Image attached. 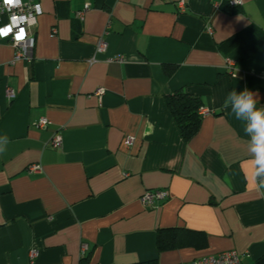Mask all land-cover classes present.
I'll list each match as a JSON object with an SVG mask.
<instances>
[{
    "label": "crops",
    "instance_id": "0c3cea01",
    "mask_svg": "<svg viewBox=\"0 0 264 264\" xmlns=\"http://www.w3.org/2000/svg\"><path fill=\"white\" fill-rule=\"evenodd\" d=\"M35 1L43 13L33 60L12 62V42L0 39V136L9 138L0 264H186L232 249L256 264L264 189L252 180L242 122L223 102L248 89L264 106V47L246 57L220 44L250 26L264 31V0ZM117 56L125 61H109ZM165 64L177 66L173 75ZM179 89L210 110L189 141L165 100ZM41 118L50 124L39 127ZM149 189L168 197L144 206ZM170 227L202 232L206 243L159 252L157 232Z\"/></svg>",
    "mask_w": 264,
    "mask_h": 264
},
{
    "label": "built area",
    "instance_id": "2783aa9c",
    "mask_svg": "<svg viewBox=\"0 0 264 264\" xmlns=\"http://www.w3.org/2000/svg\"><path fill=\"white\" fill-rule=\"evenodd\" d=\"M215 6H219L218 0H213ZM231 8H236L242 4L241 0H227ZM89 4H86L85 10H88ZM180 9L183 11L186 7L184 1L179 3ZM43 13L42 5L35 0H0V39L12 42L16 54L12 62L33 60V49L36 44V35L34 28L37 26L38 18ZM83 12H80L82 15ZM82 17V16H81ZM107 43L103 38L98 42L97 50L105 51ZM109 61L124 62L123 56H117L109 59ZM229 68L233 67V61L228 59ZM105 92L104 88H98L96 94L101 97ZM6 97L12 100L16 97V92L12 88L6 89ZM210 113V110L204 106L199 108V114L205 116ZM50 124L47 118H41L38 122L39 127H46ZM51 143L53 146H59L62 143V136L55 135ZM127 145H132L134 139L127 137L125 139ZM30 170L36 171L38 165H32ZM168 197V192L165 189H149L145 190L140 197L141 203L144 206H153L155 202L165 200ZM88 246H81V255L85 256ZM36 251H32L34 257ZM186 264H244L241 259V253L236 250H226L213 255L203 256L187 262Z\"/></svg>",
    "mask_w": 264,
    "mask_h": 264
},
{
    "label": "trees",
    "instance_id": "16d2710c",
    "mask_svg": "<svg viewBox=\"0 0 264 264\" xmlns=\"http://www.w3.org/2000/svg\"><path fill=\"white\" fill-rule=\"evenodd\" d=\"M234 47L242 49L246 57L256 55L264 47V31L258 27L250 26L220 44L222 49ZM176 69V65H164V70L169 76L173 75ZM165 100L183 139L189 141L197 134L201 126L202 116L199 114V108L203 106L201 98L179 89L167 94ZM205 243V235L199 231L170 227L161 228L157 232V248L159 252L187 246L199 247ZM136 264H158V261L155 259ZM256 264H264V254L257 259Z\"/></svg>",
    "mask_w": 264,
    "mask_h": 264
},
{
    "label": "clouds",
    "instance_id": "9594fccd",
    "mask_svg": "<svg viewBox=\"0 0 264 264\" xmlns=\"http://www.w3.org/2000/svg\"><path fill=\"white\" fill-rule=\"evenodd\" d=\"M224 108L231 109L235 119L242 122L248 136V152L252 157V180L257 189H264V106L257 107L255 94L244 89L231 90L223 102ZM9 138L0 136V154L7 150Z\"/></svg>",
    "mask_w": 264,
    "mask_h": 264
}]
</instances>
